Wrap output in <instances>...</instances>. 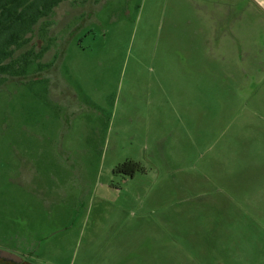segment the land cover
Wrapping results in <instances>:
<instances>
[{
	"label": "rangeland",
	"instance_id": "374dc122",
	"mask_svg": "<svg viewBox=\"0 0 264 264\" xmlns=\"http://www.w3.org/2000/svg\"><path fill=\"white\" fill-rule=\"evenodd\" d=\"M24 39L0 75L13 264H90L108 247L131 264H264L252 0H60ZM127 160L134 175L116 171Z\"/></svg>",
	"mask_w": 264,
	"mask_h": 264
},
{
	"label": "trees",
	"instance_id": "16d2710c",
	"mask_svg": "<svg viewBox=\"0 0 264 264\" xmlns=\"http://www.w3.org/2000/svg\"><path fill=\"white\" fill-rule=\"evenodd\" d=\"M59 1L0 0V75L7 71L17 73L20 58L13 55V45L20 46L25 41L26 31L31 30L42 16L49 14ZM138 169V163L127 160L119 164L116 171L134 175Z\"/></svg>",
	"mask_w": 264,
	"mask_h": 264
},
{
	"label": "crops",
	"instance_id": "0c3cea01",
	"mask_svg": "<svg viewBox=\"0 0 264 264\" xmlns=\"http://www.w3.org/2000/svg\"><path fill=\"white\" fill-rule=\"evenodd\" d=\"M252 1L254 2L255 5L259 7V9H261L264 12V0H252ZM111 238H114V236ZM104 251H106L105 257H102L97 260L96 259L91 260L90 264H131L129 262L124 263V259L126 255L125 251H119L117 249H113L109 247L104 249ZM144 255H145V259L141 263L142 264H152L151 260L153 259L151 255L148 252H146ZM85 256H88V254L85 253ZM84 264H89V263H84Z\"/></svg>",
	"mask_w": 264,
	"mask_h": 264
},
{
	"label": "water",
	"instance_id": "95a60500",
	"mask_svg": "<svg viewBox=\"0 0 264 264\" xmlns=\"http://www.w3.org/2000/svg\"><path fill=\"white\" fill-rule=\"evenodd\" d=\"M0 259L9 261L11 263H21L23 258L20 255L15 253H11L8 250H4L0 248Z\"/></svg>",
	"mask_w": 264,
	"mask_h": 264
},
{
	"label": "flooded vegetation",
	"instance_id": "af4514ba",
	"mask_svg": "<svg viewBox=\"0 0 264 264\" xmlns=\"http://www.w3.org/2000/svg\"><path fill=\"white\" fill-rule=\"evenodd\" d=\"M6 262H8V261L0 259V264H6ZM28 264H31V263H28Z\"/></svg>",
	"mask_w": 264,
	"mask_h": 264
}]
</instances>
